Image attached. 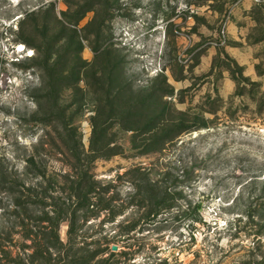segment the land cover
<instances>
[{
	"label": "rangeland",
	"instance_id": "1",
	"mask_svg": "<svg viewBox=\"0 0 264 264\" xmlns=\"http://www.w3.org/2000/svg\"><path fill=\"white\" fill-rule=\"evenodd\" d=\"M65 1L0 0V264H264V0H95L46 78L21 21ZM50 89L67 128L41 122ZM83 176L86 222L62 204Z\"/></svg>",
	"mask_w": 264,
	"mask_h": 264
},
{
	"label": "trees",
	"instance_id": "2",
	"mask_svg": "<svg viewBox=\"0 0 264 264\" xmlns=\"http://www.w3.org/2000/svg\"><path fill=\"white\" fill-rule=\"evenodd\" d=\"M65 2H67V10L65 12L59 13L60 18L57 17L56 13L53 10L54 9L53 3H47L45 5L38 7L37 10L31 11L25 14L23 20L21 21V23H24V21H27L30 19H32L33 21L32 30L37 35L39 42H37L36 45L28 43V41H25V40H21L19 42L23 43L26 47H29L33 50L32 59L37 61L40 64V68L42 69L43 72H45L46 78H48L47 73L49 72V69L52 66L50 64V61H51L50 52L52 50L51 44H53L54 42H57V40L60 37L57 33H63L64 31H67L69 29L70 31H72V33H75L76 31L75 28L79 20L84 16V14L89 11H94V9H97L98 6L100 5V4L98 5V2L95 0H83V2L79 5L73 4L70 1L69 2L65 1ZM41 15H43V17ZM38 16H41L42 18H39V20L35 19V17H38ZM51 21L54 22L53 26H51V23H52ZM55 34H57L58 36L54 37L53 35ZM75 43L77 45L76 46L77 51L80 50L81 45L79 41H76ZM60 79H62L61 72H60V75L56 76V79L52 77V80L59 81ZM51 89L49 92L46 93V96L44 98L47 103L48 102H52V103L50 106L46 107V109L44 110L43 112L44 117L42 119L43 121L41 122L45 126H49L52 123L51 121L55 120L61 126L63 125L64 128H67V125L70 124V121H69L70 119H67L63 109L57 108V106L56 107L54 106L55 100L58 98L57 97L58 92H56L55 90H51ZM39 111L40 109H38L36 113L38 114ZM138 111H139L138 109H130L127 111L126 114L129 116H132V113H135V112L137 113ZM139 170L140 169L138 168H133V169L126 171V173L139 172ZM85 179L86 178L84 176L79 178L80 180L79 182H82L83 184H78L77 188L75 189L77 193L78 191L79 192L81 191L78 195L81 198V200L78 201L77 199V201L75 202V206L74 204L70 205V204H65L64 202L62 203L63 205L66 206L67 209H70L73 206L72 211H75V209L78 210L79 208L84 209L86 212L82 217L83 222H86L87 220H89L91 216H93L92 214L94 211L93 209L95 206H97V205L94 206V202H92V199L94 197H97L98 199L102 200L105 195V193L96 192L95 189L93 188V185H91V183L89 184V181ZM44 198H41V200L43 201ZM143 200L145 201L146 198H143ZM114 202L116 204H114V206L110 210L114 213H111L112 218L108 219L109 222L110 221L114 222V220H112L113 217L121 215L123 209L125 208L122 202L118 203L115 200ZM151 210L152 209L147 210L145 212V215L147 216V214L150 213ZM58 216L56 217V221H55L56 225H55V229L53 230V236L58 246H61L62 243L58 240V235L56 234V226L58 225V222H61L62 220V218ZM129 219L130 217L118 223V226H117L119 228L118 233H117L118 235L114 234L108 238L102 237V239H99L98 241H96V244H98L99 246H103L102 247L103 249L101 251L109 252L110 246L117 241V236H119L120 234H128L129 232L135 230L137 223L141 221L139 219L138 221L129 220ZM75 223L76 221L74 220V218L69 219V230H68L69 237L72 236V232L75 233ZM110 254L113 255V254H118V253L111 252ZM121 254L126 255V252H122ZM83 264H87V262Z\"/></svg>",
	"mask_w": 264,
	"mask_h": 264
},
{
	"label": "water",
	"instance_id": "3",
	"mask_svg": "<svg viewBox=\"0 0 264 264\" xmlns=\"http://www.w3.org/2000/svg\"><path fill=\"white\" fill-rule=\"evenodd\" d=\"M110 250L112 252H116L117 251V246L116 245H111Z\"/></svg>",
	"mask_w": 264,
	"mask_h": 264
},
{
	"label": "bare ground",
	"instance_id": "4",
	"mask_svg": "<svg viewBox=\"0 0 264 264\" xmlns=\"http://www.w3.org/2000/svg\"><path fill=\"white\" fill-rule=\"evenodd\" d=\"M19 48H22V46H21V45H19Z\"/></svg>",
	"mask_w": 264,
	"mask_h": 264
}]
</instances>
